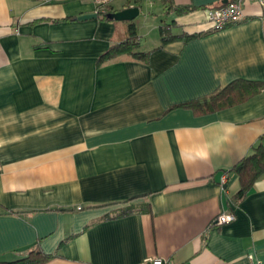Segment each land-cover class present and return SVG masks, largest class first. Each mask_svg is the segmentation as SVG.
I'll use <instances>...</instances> for the list:
<instances>
[{"label":"crops","instance_id":"0c3cea01","mask_svg":"<svg viewBox=\"0 0 264 264\" xmlns=\"http://www.w3.org/2000/svg\"><path fill=\"white\" fill-rule=\"evenodd\" d=\"M227 1L165 0L189 9L167 14L172 35L196 37L98 64L125 33L77 20L91 0H0V262L35 249L42 264L264 261V175L231 200V169L264 148V7L212 31L206 11ZM237 79L262 86L213 113L178 106ZM220 213L235 220L215 225Z\"/></svg>","mask_w":264,"mask_h":264},{"label":"trees","instance_id":"16d2710c","mask_svg":"<svg viewBox=\"0 0 264 264\" xmlns=\"http://www.w3.org/2000/svg\"><path fill=\"white\" fill-rule=\"evenodd\" d=\"M161 1L166 14L171 10L176 15H181L189 11V9L184 7L171 9L166 5L165 0ZM112 11L113 9L111 7L107 9V13ZM173 27L174 24L172 22L160 26L159 34L161 36L162 44L176 38L184 39L186 41L196 37V35L188 36L185 34L173 36L171 32ZM138 41L139 39L136 36L135 28L133 24L130 23L128 27V37L121 42L111 44L107 51L99 56L97 63L103 64L120 57L145 61L148 53L138 51ZM261 86L262 85L259 83L237 79L216 90L205 99L189 101L178 106L188 108L196 114L213 113L246 100L258 92ZM231 172L235 173L239 182V190L232 196L231 200L233 202H238L246 196L253 183L264 175V148L262 146L255 147L249 155L244 157L231 169ZM146 208L145 205L128 206L122 208L118 214L119 216H123L135 212H144ZM51 257V255H45L40 250L35 249L22 259L13 262H0V264H42Z\"/></svg>","mask_w":264,"mask_h":264},{"label":"built area","instance_id":"2783aa9c","mask_svg":"<svg viewBox=\"0 0 264 264\" xmlns=\"http://www.w3.org/2000/svg\"><path fill=\"white\" fill-rule=\"evenodd\" d=\"M37 4L45 5L54 3L58 0H28ZM95 6V13L98 16H103L107 14V9L112 7V3L115 0H91ZM245 2L252 3L264 7V0H229L226 4L220 5L215 8L208 9L206 11L207 22L210 24L212 31L221 30L229 25L241 22L244 19L243 15V4ZM262 15L264 16V9L262 10ZM228 179V174L223 173L220 179V184L223 186L226 184ZM235 220V215L233 213H220L215 221V225H223L231 223ZM138 264H170L166 259L160 257H147L144 258ZM250 264H264V261H256Z\"/></svg>","mask_w":264,"mask_h":264},{"label":"rangeland","instance_id":"374dc122","mask_svg":"<svg viewBox=\"0 0 264 264\" xmlns=\"http://www.w3.org/2000/svg\"><path fill=\"white\" fill-rule=\"evenodd\" d=\"M125 3H127L128 6L138 8V16L129 22L110 21V24L116 27V38L118 35H121L122 32L125 33L124 37H118V41H121L128 37V27L129 24L132 23L135 28L136 36L139 38V50L145 48L146 44L148 46L151 41L158 37L160 26L172 22L171 18L167 19L165 8L159 0H115L112 6L117 9ZM98 17L100 19L103 18L102 15Z\"/></svg>","mask_w":264,"mask_h":264},{"label":"water","instance_id":"95a60500","mask_svg":"<svg viewBox=\"0 0 264 264\" xmlns=\"http://www.w3.org/2000/svg\"><path fill=\"white\" fill-rule=\"evenodd\" d=\"M139 14V10L136 7H129L122 9L120 11L116 12H110L104 15L103 18L109 21H123V22H129L134 20L135 17H137ZM98 16L96 13L94 14H85V15H79L77 17V20H89V19H96Z\"/></svg>","mask_w":264,"mask_h":264}]
</instances>
